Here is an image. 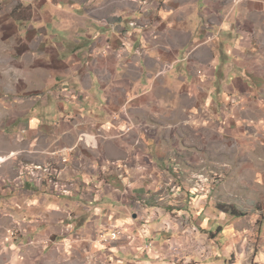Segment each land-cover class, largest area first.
I'll return each mask as SVG.
<instances>
[{
	"label": "crops",
	"instance_id": "obj_1",
	"mask_svg": "<svg viewBox=\"0 0 264 264\" xmlns=\"http://www.w3.org/2000/svg\"><path fill=\"white\" fill-rule=\"evenodd\" d=\"M136 1L17 4L43 17L36 23L48 35L41 37L55 41L44 26L56 23L54 32L64 29L74 40L49 43L60 67L38 69L27 75L30 83L67 80L72 89L43 104L46 111L54 105L63 119L42 125L31 110L23 124L28 137L9 142L16 158L0 166V264H264V220L260 232L256 226L264 216V167L232 169L224 184L223 173L191 181L182 164L199 156L187 146L191 141L207 142L191 129L223 127L221 121L199 127L193 113L215 110L231 95H244L245 122L264 129V76L246 66L264 43V0H195L199 28L175 35L181 19L171 10L164 22L174 23L163 40L157 24L150 36L133 26L143 18ZM125 31H136L142 43H124ZM125 107L136 129L125 126ZM254 112L261 114L257 120ZM262 140L244 137L242 143L264 151ZM70 149L63 164L61 155ZM45 165L54 167L53 177ZM241 207L249 212L239 213ZM115 230L123 233L111 241Z\"/></svg>",
	"mask_w": 264,
	"mask_h": 264
},
{
	"label": "rangeland",
	"instance_id": "obj_2",
	"mask_svg": "<svg viewBox=\"0 0 264 264\" xmlns=\"http://www.w3.org/2000/svg\"><path fill=\"white\" fill-rule=\"evenodd\" d=\"M136 3L140 5L143 18L137 19V22L136 20L133 21V26H136V29L139 28L141 34L145 33L150 36L151 31L149 32V28L157 24L159 33L157 37L161 40L165 39L166 31L174 23L168 22L170 18L166 16L169 13L168 11L171 12V10H174L175 13L179 12L176 15V21L179 17L181 19L180 25L176 28L175 35L182 36L183 38L189 35L187 34L189 27L199 28L200 10H198L199 7L196 5L195 0H138ZM17 4L21 5V0L12 3H10V0H0V166L4 165L7 160H15L14 158H16V155L10 151L9 142H11L12 138L21 142L23 137H28L29 127L23 124H26L24 120L28 117L29 112L32 110L30 118L35 116L40 117L42 125L60 121L64 118L63 114L57 112L54 105H52L50 111H46L43 104L46 102V99L49 103L50 101L54 103L57 100H61L62 94H68L72 89V85L67 80L54 81L44 79L45 77H35L33 78L35 79L33 83H30L27 75L37 74L34 72L38 69H44L45 73H47L46 70L51 67H60L56 66L55 61H59L61 56L56 52L57 50L49 47V43H72L74 40H70V34L64 29H58L54 32L56 30V23L54 27L48 24L44 26L48 31L53 29L49 36H56L55 41L49 42L45 37H41V35H48L44 29H38L43 27L39 25L40 22L36 23L38 21L43 23V17L41 15L38 16L33 8L24 9L23 11L19 10ZM202 13L204 14L203 11ZM166 17L169 19L164 22ZM186 18H190V20L185 21ZM31 20H35V22L29 24ZM32 27L36 28V30L33 31L34 28ZM152 32L154 31L152 30ZM131 33L129 31L123 32V34H126L123 35L124 43H142L141 40L138 41L136 31ZM191 34H193L191 42L196 43L197 31H193ZM258 45L260 46L254 48L257 49L254 51L255 53L251 54L252 62H248L246 66L251 73L264 76L263 62L261 61V58L264 57V43H258ZM69 50L67 49L66 53ZM196 50L197 44L189 48L188 55H193L192 53ZM166 70L169 69L166 68ZM180 71L181 67L175 68V70L171 71V75L175 76ZM236 85L239 87V90L245 91L246 86L241 79H236ZM57 94L61 95L58 96ZM243 96L238 95L233 97L231 95L229 99L227 98L224 101L225 103H219L218 106L215 105V110L210 109L204 113H193L194 116H199L197 118L199 127L202 126L208 130L210 127L218 125L220 123L218 121L223 122V127L219 128L216 126L215 129L212 128L209 132H198L197 128L191 129L190 134L193 137L201 136L202 134L207 135V142L201 144L191 141L187 145L192 152L199 155L190 160V162H182L183 166L185 164V167L189 170L188 178H191V181H194L193 175L194 177H199L198 179L205 177L214 180L216 176H223L221 175L223 173L225 174L223 183L226 184L227 180L234 177L229 174L232 169H236L237 167L239 169L264 167V151L256 150L251 144L242 143L244 137L262 139L264 136V129L258 121L245 122L246 111L242 110L243 103L245 102ZM258 98L257 96L255 100H258ZM43 99L45 101H42ZM122 111L125 126L128 125L129 129L132 130L136 129L137 125L132 112H130L128 107L123 108ZM145 114H142V116L149 123V117L148 115L146 117ZM250 115H252L253 120H257V116H261L260 113L255 112L250 113ZM262 115H264V112ZM182 134V132L179 133V135ZM262 141L264 142V140ZM257 156L259 158L255 159ZM17 164L15 165L17 166ZM20 166L19 163L17 168H20ZM46 166L50 165H45L44 168ZM50 167L52 168V166ZM1 188L0 185V191ZM226 191L228 190H224V192ZM1 198L5 199L2 196ZM222 209L230 212V209L234 208L223 206ZM239 211H241L239 213H244L248 209L241 207ZM263 220L264 216H259L258 223L256 224L257 232L261 231ZM247 221L250 224L253 220L248 219ZM233 260L231 259L229 263L231 264Z\"/></svg>",
	"mask_w": 264,
	"mask_h": 264
},
{
	"label": "built area",
	"instance_id": "obj_3",
	"mask_svg": "<svg viewBox=\"0 0 264 264\" xmlns=\"http://www.w3.org/2000/svg\"><path fill=\"white\" fill-rule=\"evenodd\" d=\"M30 2H33L34 0H29ZM128 46V45H127ZM130 130H132V129H130ZM73 152H74V150L73 149H70V150H68V151H64V154L65 155H61V157H62V163L63 164H67V163H69L70 162V157L72 156V154H73ZM50 166H52V165H50ZM52 168H53V170H54V167L52 166ZM105 234L106 233H101L100 235H99V237H100V239L103 241V242H106L107 241V239L105 238ZM110 240L111 241H115V240H117V236H114V233H111V235H110Z\"/></svg>",
	"mask_w": 264,
	"mask_h": 264
},
{
	"label": "bare ground",
	"instance_id": "obj_4",
	"mask_svg": "<svg viewBox=\"0 0 264 264\" xmlns=\"http://www.w3.org/2000/svg\"><path fill=\"white\" fill-rule=\"evenodd\" d=\"M44 171L47 172L51 177L54 176L53 169H52L50 166H46V167L44 168ZM112 233H114V236H117V239H118L119 236H121V233H123V232H121V231H119V230H115V231H113Z\"/></svg>",
	"mask_w": 264,
	"mask_h": 264
},
{
	"label": "trees",
	"instance_id": "obj_5",
	"mask_svg": "<svg viewBox=\"0 0 264 264\" xmlns=\"http://www.w3.org/2000/svg\"><path fill=\"white\" fill-rule=\"evenodd\" d=\"M234 212H235L234 209H230V213L235 214ZM235 216H237V215L235 214ZM240 216H243V215H240Z\"/></svg>",
	"mask_w": 264,
	"mask_h": 264
}]
</instances>
